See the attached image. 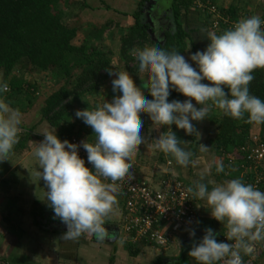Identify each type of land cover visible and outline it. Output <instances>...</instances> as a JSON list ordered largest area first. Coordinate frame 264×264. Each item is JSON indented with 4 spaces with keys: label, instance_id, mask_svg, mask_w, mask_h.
<instances>
[{
    "label": "clouds",
    "instance_id": "9594fccd",
    "mask_svg": "<svg viewBox=\"0 0 264 264\" xmlns=\"http://www.w3.org/2000/svg\"><path fill=\"white\" fill-rule=\"evenodd\" d=\"M205 37L210 41L206 48L188 58L157 47L138 51L135 58L144 77L141 88L151 99L142 95L126 71L106 69L115 76L112 101L75 113L92 129V142L61 140L56 130L41 133L44 139L32 154L54 218L67 227L65 240L77 241L85 234L103 238L101 225L116 204L119 183L131 177L129 161L144 143L142 113L158 128L171 129L159 135L152 147L181 167L192 162V153L172 125L186 135L199 133L192 122L205 120L213 107L232 119L264 124V101L249 90L252 73L264 69V19L253 15L222 34ZM8 91L0 75V163L10 161L22 133L23 114L4 98ZM173 91L186 99L170 101ZM80 147L87 152V164L79 155ZM201 150L207 151V146ZM213 165L217 173L225 171L223 163L214 160L201 171V182L187 188V195L206 205L211 217L226 227L225 240L219 241L218 233L207 228L188 255L195 264H244L243 256L254 257L256 245L264 243V192L240 179L210 188L211 182L204 181ZM189 235L196 233L192 230ZM7 249L4 245L0 255Z\"/></svg>",
    "mask_w": 264,
    "mask_h": 264
},
{
    "label": "crops",
    "instance_id": "0c3cea01",
    "mask_svg": "<svg viewBox=\"0 0 264 264\" xmlns=\"http://www.w3.org/2000/svg\"><path fill=\"white\" fill-rule=\"evenodd\" d=\"M164 1L171 0H67L64 22L78 28V34L74 40L76 45H80L79 41L83 38L85 42L89 41V43L94 45L100 44L103 47L101 49L105 51L121 54L122 38L128 32L129 28L136 23L135 15L138 12L140 13L141 20L151 25L153 29L152 35L157 40V43H164L167 32L164 29L165 25L168 22L172 24L171 31L175 27L171 8L167 12L160 6V2ZM216 1L223 8H229L235 5L239 9L238 12L241 16L250 17L259 15L264 19V0ZM203 16L194 7H190L188 11L182 14L181 20L183 26L190 35L188 50L184 54L186 58L191 53L204 50L207 44L210 43L205 36L207 33H213V31L210 29V21L208 22ZM155 26L159 29L157 32ZM158 38H162L163 42H160ZM193 66L195 67V65ZM119 71H123V69L120 68ZM137 71L131 75L126 70L142 95L148 98V93L141 88V83L144 79L143 74ZM20 72L23 73L24 71L17 70L16 74L19 76ZM35 72H40V70H35ZM43 73L44 75L40 79L36 74L35 76L31 75L29 80L33 81H29L27 86L31 84V86L33 85L31 89L37 88L38 90L44 88L41 79L45 78L49 72ZM23 74L25 75V73ZM21 78L22 80L26 79V77L23 78L22 76ZM111 79H108L110 81L104 84L106 86L102 91L83 97L68 111V123L74 128L72 135L76 134L86 140H94L92 129L85 125L81 119L76 118L75 113L77 110L87 108L92 110L99 103L101 105L106 101L111 102L115 95L112 90ZM45 90L46 88H44ZM21 94H18V102L17 95L13 100V104H10V106L14 109L18 108L23 114V123L21 126L30 127L32 141L23 149L13 150L10 161L0 163V251L3 250L4 245L8 247L7 252L4 255H0V264H148L149 257L156 261L162 257L160 254L154 256V252L159 249L141 243L135 244L139 248L138 254L130 253L127 248L128 241L119 233V228H116V224L101 225V230L104 233L102 239L97 238L96 235L87 234L77 241L64 239L66 231L58 229V226L62 222L58 218H54L53 210L46 201L47 189L44 181L40 180L37 176L39 168L32 154L33 148L44 139L41 133L54 131V128L52 126L51 128L48 122L42 121V116L40 120H36L31 124V121L34 119L33 114L37 117L35 107L38 111L42 110L41 107L43 106H41L40 102L41 94L30 97H27L23 93ZM45 97L47 98V96ZM39 106L41 108L40 110ZM221 114L222 112L219 109L213 107L205 120L193 121L192 123L194 126L195 124L197 125L195 128L199 132L194 135H186L184 130L177 129L176 126L171 127L177 137L186 142L187 148L192 153V162L187 167L176 165L174 160L154 150L152 147L159 135L167 134L171 129L152 130V127H150L151 122L148 123L149 126L144 125L142 129L144 143L138 147V150L129 161L132 173L137 177L149 181H157L167 173H170L178 175L193 186L201 182L200 173L210 164V153L214 151L216 153L217 151L213 147L212 141L219 132V126L215 120ZM141 119L144 121V119L147 120L149 117L147 114L142 113ZM252 132H261V126L254 125ZM204 145L207 146V151L201 150ZM181 146L184 147L185 145ZM17 172L24 173L27 178L24 179L21 177L18 180H14L13 175L16 177ZM209 181L211 182L209 185L211 188L214 182L208 175L204 182ZM117 196L120 198L119 194ZM198 202L201 209L200 218L207 217L213 219L209 216V211L205 208L206 205L203 207L201 206L202 202L199 200ZM43 216H46L48 219L45 223L39 219V217ZM36 219L39 223L35 221ZM219 225L220 233L222 225L221 223ZM184 234H181L177 238V242L173 247L180 243L182 247H185L188 241H197L190 240L187 237L181 238ZM114 237H116L114 241L108 240ZM164 264H166V260Z\"/></svg>",
    "mask_w": 264,
    "mask_h": 264
},
{
    "label": "trees",
    "instance_id": "16d2710c",
    "mask_svg": "<svg viewBox=\"0 0 264 264\" xmlns=\"http://www.w3.org/2000/svg\"><path fill=\"white\" fill-rule=\"evenodd\" d=\"M66 1L0 0V73H3L4 80L9 85V91L4 94V98L9 104H13L15 92L23 93L27 97L36 96L37 88L32 90L33 85L25 88L24 80L16 74V66L22 60H26L31 69L62 75L65 78L64 84L46 98L41 110L43 120L57 129V135L61 140H69L74 130L67 120L68 111L83 97L99 91L102 83L111 77L106 69L119 71L113 64L111 51L101 50L89 42L80 45L74 43L78 28L64 22ZM190 7H194L192 0L170 1L176 28L166 32L164 43H157V48L168 52H180L182 55L187 52L190 35L185 30L181 17ZM221 9L224 13H229L233 19L241 16L235 5ZM199 12L207 17L212 29L210 17ZM139 14L138 12L135 15L136 23L122 38L121 55L126 60L127 69L131 71H137L138 67L134 70L130 68V62L133 60L130 51L146 44L150 39L149 25L141 21ZM225 31L222 30L220 34ZM252 74L254 79L249 85L250 94L264 101V69H256ZM148 99H151L150 95ZM173 99L184 100V96L173 91L169 100ZM216 122L219 125V132L212 145L223 161L225 171L220 174L226 180L239 179L241 176L239 167L246 158L242 147L250 138L253 126L257 124H249L246 119L236 120L223 114ZM173 126L175 125L171 127ZM260 126L261 137L264 140V124ZM30 131L31 129L20 136L14 150L27 146L31 139ZM36 222L39 223L37 219ZM127 248L130 253L139 252L138 246L132 242H127ZM165 260V257H160L154 264H164ZM176 260L175 264L188 263L186 255H181Z\"/></svg>",
    "mask_w": 264,
    "mask_h": 264
},
{
    "label": "built area",
    "instance_id": "2783aa9c",
    "mask_svg": "<svg viewBox=\"0 0 264 264\" xmlns=\"http://www.w3.org/2000/svg\"><path fill=\"white\" fill-rule=\"evenodd\" d=\"M192 2L198 11L210 17L212 31L217 35L224 29H231L239 20L248 18L240 16L233 19L229 13H224L214 0ZM21 128L20 136L30 130L24 126ZM84 140L86 139L74 134L68 141L79 144ZM242 151L246 158L239 167L241 170L239 179L264 192V140L261 132H252ZM79 155L87 164V152L82 147L79 149ZM130 172L131 177L119 183L118 194L123 199L119 233L128 242L150 245L167 251L175 245L181 234L194 230L200 220L201 209L198 199H192L187 195V188L193 185L175 174L167 173L157 181H149L137 177L131 169ZM221 225V232L217 238L224 241L227 229ZM243 261L244 264H264V243L256 245L254 257L243 256Z\"/></svg>",
    "mask_w": 264,
    "mask_h": 264
},
{
    "label": "rangeland",
    "instance_id": "374dc122",
    "mask_svg": "<svg viewBox=\"0 0 264 264\" xmlns=\"http://www.w3.org/2000/svg\"><path fill=\"white\" fill-rule=\"evenodd\" d=\"M168 2H170V1H166V3H165V10L168 12V10H169V8H170V6H169V4H168ZM161 3V2H160ZM203 16V15H202ZM203 18H206L207 19V17L204 15L203 16ZM208 20V19H207ZM142 21V20H141ZM143 23H144V21H142ZM66 23V22H65ZM67 24V23H66ZM74 24H76V23H74ZM144 24H146V23H144ZM70 25V24H69ZM148 25V24H147ZM156 27V26H155ZM171 27H172V24H169V22L165 25V31L167 30V31H171ZM149 28H150V39H149V41L146 43V44H144V45H142V46H138V47H136L135 49H133V50H131L130 51V55H131V57L133 58V60L130 62V68L132 69V70H134V69H136V67H138V64H137V60H136V54L138 53V51L139 50H143V49H145V48H149V47H157L156 46V44H157V40L156 39H154V36L152 35L153 34V32H152V27H151V25H149ZM175 28H176V26L173 28L174 30H175ZM155 30H156V32L159 30L158 29V27H156L155 28ZM84 39L82 38V39H80V44H82V43H84L85 41H83ZM158 40H160V42H163V40H162V38L160 39V38H158ZM82 42V43H81ZM86 42H89V41H86ZM74 43H75V41H74ZM76 44V43H75ZM95 45H97V47L99 48V49H101V48H103V47H101V45L100 44H95ZM122 47V46H121ZM101 50H104V49H101ZM105 51V50H104ZM120 51H121V49H120ZM119 52V51H118ZM112 60H113V64L115 65V66H117L118 68L120 67V68H122L123 69V71H129L130 73H131V75H133V74H135L134 72L135 71H130L129 69H127V67H126V60L125 59H123V57H122V55L121 54H114L113 52H112ZM119 68V69H120ZM138 69V68H137ZM16 70H20V71H24L23 73H25V75L22 73V72H20L19 73V77H23V78H25L26 77V79H23L24 80V87L25 88H27L26 86H27V84H29V81H33V80H29L31 77V75L32 76H35V74H36V76H39V79L41 78V76H43L44 75V73L43 72H45V71H40V72H35V70L32 68L31 69V66L28 64V62L26 61V60H22L17 66H16ZM138 72V71H137ZM0 75H2L3 77H4V75H3V73H0ZM51 75H53V76H51ZM28 78V79H27ZM110 78H115L114 76H111ZM109 78V79H110ZM64 77L62 76V75H59V76H55L54 74H52V73H48V75L45 77V78H42L41 79V82H42V84H43V87L44 88H46V90L44 91V88H42L41 90H38L37 89V91H35L36 92V94H41V99H40V102H41V106H44V104H45V101H46V97L45 96H47L48 97V94L49 93H51V92H53V90L54 89H58L59 87H61L63 84H64ZM112 79H111V81H112ZM107 81H110V80H106L105 82H103L102 83V85L100 86V89H99V91H102L103 90V88L106 86H104V84L107 82ZM31 85V84H30ZM35 85V84H34ZM38 88H39V86H37ZM33 89V88H32ZM34 90V89H33ZM14 95H13V97H14V99H15V97H17V95H18V93L17 92H15V93H13ZM19 94H21V93H19ZM22 95V94H21ZM148 96H149V94H148ZM13 99V100H14ZM18 99H19V95H18V97H17V102H18ZM81 100V99H80ZM25 103V102H24ZM98 103H99V101H98ZM36 104V103H35ZM99 105H100V103H99ZM33 106H34V104H33ZM32 106V107H33ZM28 107V106H27ZM42 108V107H41ZM40 108V106H39V110L41 109ZM35 109H36V112H37V117L36 116H34L35 114H33V117H34V119L32 120V116H31V124H33V122L34 121H36V120H40V118H41V116H42V112H41V110L40 111H38V109L35 107ZM35 112V113H36ZM218 113H219V111H218ZM217 113V114H218ZM216 116H218V115H216ZM218 119V118H217ZM42 121H45V120H43L42 119ZM216 121V120H215ZM47 122V121H46ZM149 122H151V120L150 119H144V125H148L149 126ZM216 124H217V122H216ZM49 125V124H48ZM218 125V124H217ZM30 126V125H29ZM219 126V125H218ZM25 127V126H24ZM27 128H30V127H28V126H26ZM51 127V126H50ZM150 127H152V130H165V128L164 127H160V128H158L156 125H154V124H152V122H151V124H150ZM174 127V126H173ZM52 128V127H51ZM219 128V127H218ZM170 129V128H169ZM53 130V129H52ZM54 130H57V129H55L54 128ZM31 138H32V136H31ZM31 139L28 141V143H27V146L29 145V143H31ZM215 154H217V155H215ZM218 154H219V152L218 151H216V153H215V151L214 152H211L210 153V156H211V158H210V160H211V162L210 163H212L214 160L215 161H221L222 163H223V161L220 159V157H218ZM209 160V161H210ZM209 176H210V178L213 180V182H214V185H219V184H222V183H224L225 181H227L224 177H222L221 176V174L220 173H217L216 172V170H215V166L213 165V167H212V169H211V172H210V174H209ZM13 177H14V180H18V178H24V179H26L27 177L25 176V174L24 173H19V172H17L16 173V177L13 175ZM31 177V176H30ZM122 197L120 196V198L117 196V200H116V204L114 205V207H113V210H112V212L107 216V217H105V219H104V222L102 223V224H112V225H114V224H116L117 225V227L116 228H121V226H120V218H122V214H123V209H122V207H123V199H121ZM207 211H209V210H207ZM208 214H209V216H211L210 215V212H208ZM201 215H202V213H201ZM39 219L40 220H43L44 221V223H45V221L47 222V218H46V216H43V217H39ZM36 221V220H35ZM41 222V221H40ZM220 222H218V221H216L214 218L213 219H210V218H205V217H201L200 218V220L198 221V223H197V225H196V228L194 229V231H195V233H196V235H195V237H192V236H190L189 235V233L190 232H186L181 238H183V237H187V238H189L190 240L191 239H193V240H200L202 237H203V235L205 234V229H207V228H211V229H213L216 233H219V229H220ZM119 225V226H118ZM120 232V231H119ZM189 242L188 241V245L187 246H185V247H182V244L178 241V243H180V244H178V245H176L175 247H173V248H170L169 250H167V251H160V250H158V251H153L154 252V256H158V254H160L162 257L164 256L165 258H166V263L167 264H172V263H176L177 262V258L178 257H180L181 255L183 256V255H186V257H187V261H188V263L187 264H195V261L193 260V258H191L189 255H188V252L190 251V249H191V247L193 246V244L194 243H198V242ZM140 246H143V245H140ZM150 249H152V248H150ZM185 253V254H184ZM151 256V255H150ZM153 258V257H152ZM148 264H153L156 260L155 259H151V257H149L148 258ZM152 260H153V262H152Z\"/></svg>",
    "mask_w": 264,
    "mask_h": 264
},
{
    "label": "water",
    "instance_id": "95a60500",
    "mask_svg": "<svg viewBox=\"0 0 264 264\" xmlns=\"http://www.w3.org/2000/svg\"><path fill=\"white\" fill-rule=\"evenodd\" d=\"M165 1L164 2H161V4H160V6L161 7H163V8H165ZM168 4H169V6H170V2H168ZM58 229L59 230H64V231H67V227H66V225L64 224V223H61L59 226H58ZM108 239V238H107ZM116 239V237H114V238H109L108 240H110V241H114Z\"/></svg>",
    "mask_w": 264,
    "mask_h": 264
},
{
    "label": "flooded vegetation",
    "instance_id": "af4514ba",
    "mask_svg": "<svg viewBox=\"0 0 264 264\" xmlns=\"http://www.w3.org/2000/svg\"><path fill=\"white\" fill-rule=\"evenodd\" d=\"M188 245V244H187Z\"/></svg>",
    "mask_w": 264,
    "mask_h": 264
}]
</instances>
